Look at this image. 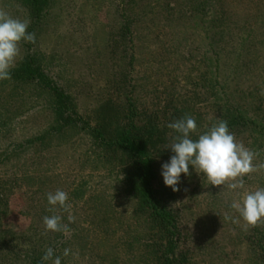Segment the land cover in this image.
<instances>
[{
    "label": "rangeland",
    "instance_id": "374dc122",
    "mask_svg": "<svg viewBox=\"0 0 264 264\" xmlns=\"http://www.w3.org/2000/svg\"><path fill=\"white\" fill-rule=\"evenodd\" d=\"M124 1L50 0L32 27L35 44L20 45L14 67L27 54L39 60L70 98L68 124L57 128L46 90L0 81V264H51L42 261L49 247L61 264H264V226L224 220L235 215L229 205L239 190L209 184L192 166L178 192L161 175L174 155L169 123L189 114L202 134L227 121L230 107L263 103L264 0H212L217 9L207 13L192 0ZM0 8L28 19L29 32L30 6L0 0ZM215 30L225 32L219 63L209 44ZM125 127L147 145L152 206L165 223L137 195V166L111 144ZM228 127L264 150L255 133ZM258 187L264 172L245 177L246 190ZM57 189L68 193L70 211H48L46 194ZM53 214L65 231L46 230L43 217Z\"/></svg>",
    "mask_w": 264,
    "mask_h": 264
},
{
    "label": "clouds",
    "instance_id": "9594fccd",
    "mask_svg": "<svg viewBox=\"0 0 264 264\" xmlns=\"http://www.w3.org/2000/svg\"><path fill=\"white\" fill-rule=\"evenodd\" d=\"M30 21L11 16L6 10L0 8V81L11 80V69L16 65L20 56L22 42L35 44V33L27 31ZM264 95V91L261 92ZM177 133L172 142L166 146L174 153L169 162L162 164L161 175L164 184L173 192L180 191L181 174L190 176L189 166L197 174H203L209 184L238 191V197L233 199L229 208L235 213L224 215L225 221L239 223L241 220L247 227L264 226V187L254 191L245 189V177L254 173L264 172V162L256 163L261 151L252 150L238 141L229 130L227 121L218 120L202 134L198 133L195 118L185 114L182 118L167 125ZM198 134L197 139H192ZM186 190V189H185ZM47 195L48 209L54 212L56 206L70 211L68 193L57 189ZM120 210V209H119ZM74 221L75 217L70 216ZM43 223L47 231L62 232L66 226L61 224L58 215L44 216ZM69 249L64 250L68 256ZM42 261H51V264H61V258L55 256L54 250L49 247L42 257Z\"/></svg>",
    "mask_w": 264,
    "mask_h": 264
},
{
    "label": "trees",
    "instance_id": "16d2710c",
    "mask_svg": "<svg viewBox=\"0 0 264 264\" xmlns=\"http://www.w3.org/2000/svg\"><path fill=\"white\" fill-rule=\"evenodd\" d=\"M25 5L30 6L33 16V24L29 29L31 33L32 27L38 25L47 12L49 7L50 0H21ZM191 4L194 5V10L199 11V13H207L213 9H217V5L212 4V0H192ZM124 3L128 4V0H125ZM217 12V13H216ZM198 13V12H197ZM215 16H218V10L215 11ZM212 25L214 27H220V22L218 19L213 17ZM225 32L223 30H215L212 36H210L211 42L209 43L213 48V55L217 58L216 63H219L218 52L216 49L220 46L223 41ZM28 46L29 43H28ZM27 48V47H26ZM205 58V57H204ZM213 58L211 57V60ZM204 60V59H203ZM210 60V59H208ZM11 80H4L8 84H20V85H35L46 90L56 103V108L54 109V115L57 122V128L60 129L62 126L59 124H68L73 120L72 115H66V107L70 104V98L66 92L61 89L55 79L50 76L43 68L41 67L39 60L32 56L31 54L25 55L20 64L13 69H11ZM219 84L215 83V86L218 87ZM219 88V87H218ZM223 90V87H220ZM225 97V95H224ZM218 101L219 98L217 99ZM225 100V98H224ZM261 101V100H259ZM263 103L258 104L254 110H243L240 107H230L226 112L227 123L230 126L236 125V127L245 128L253 134L257 135V140L260 143L264 142V99ZM229 103V102H228ZM227 104V103H226ZM230 105V104H229ZM185 112L184 110L181 111ZM113 146L118 149H123L124 152L131 158L132 163L137 166L136 168V181L137 186L135 188L137 195L140 197L141 202L149 207L154 212V217L157 220L165 223L166 217L162 210H157L155 205V200L152 198V189L150 187V177H151V167L150 163L152 162L150 158V153L147 150L146 143L143 144L140 142L139 136L132 134V131L123 128L118 133V138L111 143ZM18 145H13L11 148L13 150L19 148ZM154 203V204H152ZM153 205V206H152ZM168 225V224H166ZM165 225V226H166ZM172 246V245H171ZM170 261V258H166L165 262L162 264H174Z\"/></svg>",
    "mask_w": 264,
    "mask_h": 264
}]
</instances>
